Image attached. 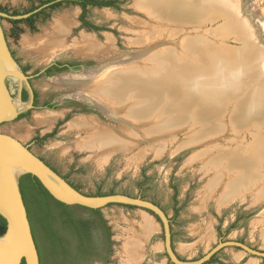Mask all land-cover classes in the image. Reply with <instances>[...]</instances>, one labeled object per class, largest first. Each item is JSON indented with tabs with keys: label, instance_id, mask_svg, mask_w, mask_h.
Wrapping results in <instances>:
<instances>
[{
	"label": "rangeland",
	"instance_id": "1",
	"mask_svg": "<svg viewBox=\"0 0 264 264\" xmlns=\"http://www.w3.org/2000/svg\"><path fill=\"white\" fill-rule=\"evenodd\" d=\"M113 1L112 7H88L86 19L96 28L95 30L85 31L79 29L77 20L78 8L66 7L51 13L46 21L37 22L34 32H29L24 28L15 41L8 36L7 44L9 50L13 51L18 65L27 66L28 75L33 71L42 69L55 59L77 61L81 69L95 68L99 64L98 61L101 60L100 57L93 59V57L77 55L75 50L71 48L73 43L79 41L82 36L91 37L100 45H105L107 39L111 40L108 56L109 59L112 58V64H109L110 67L107 72L133 64L139 66L141 62L143 65H147V63L144 64L143 62H146V59L156 52L155 50L151 51L150 47H148L154 41L149 39V34L144 37L145 39L139 38V33L143 30L144 32L151 30L159 32L164 24L137 7V3L142 0ZM27 5L26 0H0L1 7H14L19 11L25 10ZM217 6L215 7L218 9V14L216 16L213 15L214 19L205 21L200 26H189L187 24L181 32V37L175 36V39L170 41L177 45L179 42L181 43L184 37L201 36L205 41L208 39L206 44L210 50L209 55L217 59V64L215 65L217 73L215 71L216 80L214 82L218 83V80H220L218 83L220 84L223 78L225 80L229 79L227 81L228 85L243 83L238 85L246 87V89L242 88L241 94L235 96L232 101H225L226 110H234V107L241 99L245 98L247 93L250 98L253 97L252 100L254 99L264 108L263 4L261 0H236L237 11L236 15L232 17L229 15L231 14L230 10H228L230 9L229 4H226L225 6L227 7L223 8L222 5L221 7ZM211 12L213 11L204 12L203 16ZM60 17H66L65 19L72 24L69 33L64 38L67 48H62L57 54L48 56V61H45L43 60L45 59L44 56L40 55L34 49L35 47H28L23 42L25 39L43 36L49 30L51 24ZM241 19L247 23L250 35L245 36L240 32L238 22ZM136 21L141 24L134 23ZM0 24L7 34L9 25L4 20ZM164 34L160 33L161 37L155 41H163V38L166 37ZM165 42L160 45L161 49L163 47L166 48ZM170 46L174 47L173 45ZM256 53L257 56H255ZM250 57L255 58L251 59ZM116 60L119 61L115 62ZM202 61L199 60L197 62L199 68L206 66V62ZM230 66L232 67L231 69ZM54 77H57V75L49 76L48 79L40 76L33 79L32 85L40 95L38 106H41V102L45 99L52 100L57 104L53 108L55 111H32L28 113L22 125L18 141L24 146L28 145L34 155L49 163L60 175L67 177L68 182L72 186L86 195L94 196L97 193L123 194L149 201L160 207L171 220L173 249L182 261H197L209 251L220 246L214 256L218 263L247 264L249 262H260L261 256H252L236 247V244H239L252 252L264 255V239H262L261 234V231L264 230V226L261 225V220L264 218V196H260L258 201H255L254 197L258 189L249 192L242 198L235 199L231 203H226L228 204L227 206L226 204L219 205L217 203L216 199L221 194V190H217L215 198L208 200L203 210L201 209L200 211L198 209L200 196L211 175L203 173L200 161L191 163V159L202 151L209 150L215 146L232 145L234 143L232 141L236 137L234 136L236 135L234 129L225 131L224 134L226 135L222 134L221 137L215 139L216 141L200 142L196 147L180 149L175 152L188 134V128L178 130L174 133L175 136L159 138L160 140L168 141L163 145L160 156H156L152 149L150 150L149 147L143 144H140L139 148H133L129 152L121 153H106L101 150L96 152L80 151L78 143L86 137L87 133L70 128V123L85 118H92L99 124L111 127L116 134H120L121 130L127 127L125 124H128V122L121 121L117 123L113 118L95 110L82 115L72 114L68 120L56 128L53 135L43 139L41 143H31L36 134L45 136L52 130V124L49 126L35 124L37 115L49 114L58 118L62 116L64 110H68L71 107L70 103L67 102L68 97H66L69 94V90H60L56 86L48 84V80ZM234 77L236 79H232ZM229 95L231 97V94ZM62 99L65 102L59 103ZM123 111L125 110L117 111L115 117L121 118ZM226 121L229 123L228 120ZM257 131L259 132L258 134H264V124L254 125L252 130H245L243 137L241 136L240 138L242 144L252 145V134ZM230 141L231 144H229ZM140 148L141 150L144 149V156L136 162V158H133V156ZM100 155L104 156V159L107 156L111 157L107 159V163L105 161L103 165H98L96 164V159H101ZM218 205L222 207L219 208L217 207ZM102 214L111 229L113 242H115L111 261L108 264H123V254L121 253L125 238L131 235V232H140L144 218L150 219L154 223L155 228L144 244V256L138 264H167L166 255L162 247L163 236L160 224L152 215L138 208H128L122 205L109 206L102 211ZM208 227L211 230V236L208 235L209 237L204 240L203 232ZM259 264H264V260Z\"/></svg>",
	"mask_w": 264,
	"mask_h": 264
},
{
	"label": "bare ground",
	"instance_id": "2",
	"mask_svg": "<svg viewBox=\"0 0 264 264\" xmlns=\"http://www.w3.org/2000/svg\"><path fill=\"white\" fill-rule=\"evenodd\" d=\"M220 4L222 8L227 7L225 5L229 4L230 9L228 10L231 13L229 15L231 17L236 15V0L139 1L137 7L141 11L153 16L154 19L164 24L159 32H153V30L144 32L143 30L139 33V38L145 39L144 37L149 34V39L154 41L148 47H150L151 51L155 50L156 52L154 54L151 53L152 55L146 59V62H143L144 64L147 63V65H143L141 62L139 66L133 64L113 69L103 76L101 75L102 70L100 71L99 69L109 68V64H112V58L109 59L108 56V51L111 48L110 39H107L105 45H100L93 38L82 36L71 47L79 48L81 52L86 54L104 55V58L109 60L101 64L99 62L100 65L98 64L93 70L90 69V73L99 70V75L104 77L99 82L101 85L96 84L97 86H94L90 91L97 102L100 103L97 106L102 112L108 114L109 110H125L122 113V117L125 120L122 119V121L128 122V124H125L127 127L121 130L120 134H116L111 129L97 130L95 135L81 140L78 143L79 148L85 147L91 151L95 149L106 153H121L129 152L133 148H139V145L143 144L149 147L150 150L152 149L156 156H160L163 145L168 141H163L159 138L175 136L174 133L178 130L188 128V134L175 152L180 149L196 147L200 142L206 143L207 141L215 140L217 137H221L225 131L234 129L236 134L234 136L236 137L233 139L232 142L234 143L232 145L215 146L209 150L202 151L191 159V163L200 161L203 173L211 175L199 199L200 205L198 209L200 211L201 209L203 210L208 200L215 198L217 190H221V194L216 199L219 205L231 203L256 189L258 191L254 197L255 201H258L260 196H264V134H258V131L252 134L253 143L249 146L242 144L240 139L241 136L243 137L245 130H252L254 125L264 124V108L254 99L252 100L253 97L250 98L247 93L245 98L241 99L234 107V110L225 109V101H232L235 96L241 94V89H246V87L238 85L243 83L228 85L227 81L229 79L225 80L223 78L220 84H218L220 80H218V83L214 82L217 73L215 67L217 59L209 55L210 50L206 44L208 39L205 41L201 36L184 37L181 43L179 42L177 45L170 41L175 39V36L181 37V32L187 24L189 26H200L201 23L212 20L213 15L216 16L218 14V9L215 6L221 7ZM208 11L213 12L203 16L204 12ZM65 18L56 19L52 24V29L44 39L47 46L57 48L63 43L64 37L69 33L68 27L70 25ZM134 23L141 24L137 21ZM238 25L242 35L251 34L244 20H239ZM160 33H165L164 36L166 37L163 38V41H155L161 37ZM163 42L166 43V48L163 47L161 49L160 45ZM255 56H257V53ZM250 58L252 59L253 57ZM199 60L205 61L206 66L199 68V64H197ZM117 61L119 60L115 62ZM239 73L241 72L239 71ZM74 77L72 76V78ZM82 77H86V75ZM229 94H231V97H229ZM227 97L229 98L227 99ZM79 98L81 97L79 96ZM85 98L86 95L81 99L85 100ZM85 125L88 124L86 123ZM69 126L71 128H80L82 123L75 121L70 123ZM229 144H231V141ZM102 155H100L101 159L104 158ZM143 156L144 149L141 150L140 148L133 158H136L137 162ZM100 162L99 159L98 165ZM261 222V225L264 226V218ZM154 228V223L150 219L144 218L139 233L130 231L131 235L125 238L121 253L123 254V264H138L142 261L144 244L149 236L152 235ZM261 234L262 239H264V230ZM208 235H210V230L205 231V237H208Z\"/></svg>",
	"mask_w": 264,
	"mask_h": 264
},
{
	"label": "water",
	"instance_id": "3",
	"mask_svg": "<svg viewBox=\"0 0 264 264\" xmlns=\"http://www.w3.org/2000/svg\"><path fill=\"white\" fill-rule=\"evenodd\" d=\"M3 44L0 31V216L6 222L5 232L0 236V264H21L22 261L25 264H39L26 210L18 189V180L24 174L35 176L55 200L65 205L100 209L101 212L110 205L130 206L143 210L159 221L163 233L162 247L171 263L202 264L206 262L220 246L197 261L179 260L171 248L167 216L160 207L149 201L123 194L86 195L74 189L18 141L25 117L17 121H9L16 115L15 108H19L21 86L10 79H7L6 86L4 85V75L15 74V70ZM30 102L31 98L28 96L21 106H27Z\"/></svg>",
	"mask_w": 264,
	"mask_h": 264
},
{
	"label": "flooded vegetation",
	"instance_id": "4",
	"mask_svg": "<svg viewBox=\"0 0 264 264\" xmlns=\"http://www.w3.org/2000/svg\"><path fill=\"white\" fill-rule=\"evenodd\" d=\"M26 1H27L28 5H27V8L23 11H19L17 8H14V7L8 8V7H1L0 6V22L2 20H4L9 25L8 32L6 34L3 30L2 25L0 24V31L2 33L3 43H4L3 47H4L6 54H7L10 62L12 63V65L14 67V70H15V74L4 75V85L6 86L5 81L7 79H10V80L16 82L19 86H21L20 91H19V103H18L20 105L17 104L19 106V108H15V110H14L16 115L9 122L17 121L21 118L27 117L28 113H30L32 111H47V112H54L55 111V110H53V108H55V106L57 104L54 103V101H52V100H46L45 99L41 102V106H38L40 95H39V92L33 87L32 81H33V79H36L40 76L47 77L46 79H48L49 76L57 75V77H54V78L48 80V82H49L48 84H51V86L52 85L56 86L60 90H62V89H65L67 91L69 90L68 91L69 94L66 97H68L67 102L70 103V105H71V107H69L68 110H64V113L62 114V116L61 117L59 116L60 118L59 117L56 118V116H54V117L50 116L49 114L39 115V116L37 115V117H35V119H36L35 124L45 125V126H49L50 124H52L51 132L45 134V136H38L36 134L35 137L31 140V143H41L43 141L42 138L46 139L50 135H53V133L56 131V128L59 127L63 122L68 120V118L72 114L82 115V114L88 113L90 111L94 112L97 109H99L101 111V109L97 106L100 103L97 102L96 98L93 96V93L90 91V89H93L94 86L96 87L97 86L96 84L101 85L99 82L104 78L103 76L106 75L107 70H109V69H108V67L103 68L104 70L99 69L100 71L101 70L104 71V72L101 71V75H103V76H100L99 70L96 72L90 73V71L93 70L94 68L91 70L90 69H81L79 62H77V61H72V60H62L61 61L59 59H55V60L49 62V64L45 65L42 69L33 71L30 75H28L27 70H26L27 66L18 65L17 64L18 61L14 57L13 51L9 50V47L7 44L8 36L13 41H15L17 39V37L19 36V34L23 31L24 28L27 29L29 32H34L35 25L37 22L41 23L43 21H46L47 18H49L51 13L57 12L58 10H61L63 8H66V7H77L78 8L79 14H78L77 20H78V28L79 29H82L85 31H90L92 29H90L89 26L91 24L86 19L87 9H88V7H91L90 5L87 4V2L90 0H26ZM93 1H101V0H93ZM102 1H104V0H102ZM60 18H63V17H60ZM67 22H69V21H67ZM52 24H51V27L49 28V30L45 33L46 35L44 34V36L36 37V38H34V40L33 39H25L23 42L28 47H30V46L35 47L34 49L37 52H39L40 55L44 56L45 59H43V60H45V61H48V59H49L48 56H50L52 54H57L58 52L61 51L62 48L64 49V47L67 48L65 45L64 39H63V43L61 44V46H59L60 48L59 47L51 48L50 46H47L45 44L44 39H45V37H47V34L52 29ZM69 24H70L69 25V31H70L72 24L70 22H69ZM73 48L72 49L75 50L77 55L86 56V57L89 56V57H93V59L94 58L97 59L98 57H100L102 60V61L101 60L98 61V62H100V64L106 61L104 58V55L86 54L84 52H81L79 48H75V47H73ZM105 69H107V70H105ZM85 73H88V74H85ZM85 75H86V77H82ZM72 76L73 77L75 76V77L72 78ZM95 76H97V77H95ZM76 77L78 78L79 81L77 80ZM72 79L73 80L76 79V80L73 81ZM81 80H83V81H81ZM70 84H71V86H69ZM89 87H92V88H89ZM9 95H10V93H9ZM85 95H86L85 100H82L81 98H84ZM28 96L31 98V102L29 103V105L21 106V104H23V101L26 100ZM79 96L81 98H79ZM90 97H91V99H89ZM62 102H65V100L62 99L61 101H59V103H62ZM13 106H15V105L13 104ZM94 107L97 109H95ZM38 109H42V110H38ZM109 111L110 112L108 114H105L102 111L101 112L104 113L106 116L113 117L116 114V112L120 111V110H109ZM113 118H114V121H116L117 123L121 122L122 119L125 120V118H122V117L117 118L114 116ZM77 122L82 123V126H80V128L73 127L72 129H76L80 132H82L81 130H83L84 133H87L86 137L84 139H87L90 136L95 135L97 130H101V129L113 130L109 126L99 124L97 121H94L92 118H85V119L77 121ZM86 123L88 125H85ZM84 139H82V140H84ZM25 147L28 150H30L28 145H25ZM81 148H79L80 151H82V150L88 151L89 150V149H86L85 147H81ZM79 149H77V150H79ZM94 151L96 152L97 150H95V149H92V151L89 150V152H94ZM38 158L41 161H43L48 167H50L54 172H56L57 174L60 175V173H58V171H56L49 163H47L45 160H43L40 157H38ZM109 158L110 157L108 156L105 159L107 160ZM99 159H96L97 160L96 164H98ZM105 159L104 158L100 159L101 162L99 165L103 164V161ZM107 162H108V160L106 161V163ZM104 165H105V163H104ZM66 181L68 182V180H66ZM167 219H168L169 228H170L171 248H172L173 252L175 253V251L173 249V233H172V228H171V223H170L171 220L168 217H167ZM160 228H161V226H160ZM206 230H210V228L208 227L204 230V232H203V239L204 240L207 239V237H205V231ZM161 232H162V229H161ZM162 236H163V233H162ZM209 236H211V230H210ZM236 247L244 250L246 253H248L252 256H256V257L261 256L259 263L263 262V260H264L263 254H258V253L252 252L249 249H247V248H245L239 244H236ZM163 251H164V249H163ZM164 253H165V251H164ZM165 255H166V253H165ZM175 255H176V253H175ZM215 255H216V251L211 255V257L206 262H204L202 264H211V263L221 264L215 260V258H214ZM176 257L179 260H181L177 255H176ZM166 261H167L166 262L167 264H173L170 262L167 255H166ZM259 263L249 262L247 264H259ZM239 264H241V263H239Z\"/></svg>",
	"mask_w": 264,
	"mask_h": 264
},
{
	"label": "trees",
	"instance_id": "5",
	"mask_svg": "<svg viewBox=\"0 0 264 264\" xmlns=\"http://www.w3.org/2000/svg\"><path fill=\"white\" fill-rule=\"evenodd\" d=\"M261 2L264 7V0ZM87 4L91 7H112L114 1L90 0ZM89 27L96 29L92 25ZM61 177L67 180V177ZM18 189L39 264L110 263L115 242L111 239V229L100 209L69 206L55 200L31 174H24L19 178ZM111 194L113 193H97L94 196ZM5 228L6 222L0 216V236L4 234ZM21 264H25L24 261Z\"/></svg>",
	"mask_w": 264,
	"mask_h": 264
}]
</instances>
